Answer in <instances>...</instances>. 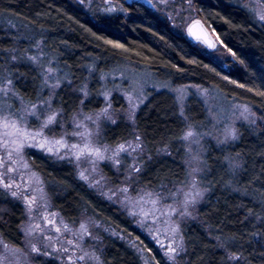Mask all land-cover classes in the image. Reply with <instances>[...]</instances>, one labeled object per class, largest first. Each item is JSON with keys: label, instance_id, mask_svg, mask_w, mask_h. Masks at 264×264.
<instances>
[{"label": "snow or ice", "instance_id": "snow-or-ice-1", "mask_svg": "<svg viewBox=\"0 0 264 264\" xmlns=\"http://www.w3.org/2000/svg\"><path fill=\"white\" fill-rule=\"evenodd\" d=\"M77 2L102 23L129 11L118 0ZM148 3L168 20L175 18L173 12L179 16L184 11H202L193 0H180L179 8L177 0ZM170 7L172 11H167ZM239 7L264 28V0H248ZM2 15L8 17L4 33L12 46L0 49V264H121L123 260L119 252L106 255L100 233L124 240L121 233L127 229L111 228L99 219L103 210L98 212L92 199L83 196H79L83 211L78 222L54 211L52 195L64 190L67 178L56 179L52 172L45 175L30 153L54 167L71 165V178L82 189L131 219L152 244L149 247L139 235L129 240L140 264H264V108L209 103L217 98L210 96L209 89L194 85L205 98V108L202 114L190 116L189 86L170 87L167 79L161 87L171 96L166 110L173 123L164 125L162 135L153 129L157 133L153 135L141 130L138 119L151 95L150 74L120 71L117 83L116 69L106 72L96 62L74 70L54 55L56 49L47 43L42 24L36 33L30 27L35 19L25 23L26 17L7 8ZM85 30L122 59H129L132 49L124 43ZM184 30L195 44L215 51L219 43L239 60L201 19L189 17ZM203 66L221 76L209 64ZM169 67L175 74L186 72L170 61L164 69ZM78 71L86 75L79 76ZM92 78L100 85L95 92L90 88ZM221 79L264 103V75L255 78L259 85L252 86L228 75ZM151 88L160 91L154 83ZM97 96L102 105L89 107ZM117 97L122 101L119 107L114 106ZM247 137L255 143L238 147ZM213 148L218 155H213ZM174 152L180 157L178 171L163 162L173 158L175 163ZM17 207L20 216L11 222L12 209ZM229 224L237 227L226 230Z\"/></svg>", "mask_w": 264, "mask_h": 264}, {"label": "trees", "instance_id": "trees-1", "mask_svg": "<svg viewBox=\"0 0 264 264\" xmlns=\"http://www.w3.org/2000/svg\"><path fill=\"white\" fill-rule=\"evenodd\" d=\"M118 2L122 3L129 11L113 14L108 22L102 23L94 18L91 12L82 10L77 0H0V49L12 46L10 37L4 33V29H8L9 26L6 22L8 17L2 13L7 8L9 12L15 13L19 17H26L25 23L28 19H35L36 24L30 25V27L36 33L40 31L42 24L47 43L56 49L54 55H60L61 60L67 61L74 70L78 65L96 62L106 72L111 69L120 72L121 68L127 65L149 71L160 82L171 79L170 86L200 85L202 88L209 89L211 94L225 104H253L264 108V103H261L259 97H255L254 94L248 93L246 90L237 89L234 85L221 79V76L228 75L232 79L249 83L252 86V84L259 85L260 80L255 78L264 75V28L255 22L250 13L241 10L239 6L242 3L239 0H194L195 8L202 9L197 13L199 19L209 28L215 29L224 45L232 48L239 57L238 60L232 56V60L228 61V68L220 66L182 33L174 31L165 15L141 2L126 0H118ZM37 13L40 15L37 16ZM225 20H229L231 23H225ZM86 28H91L97 32V35H105L124 43L126 47L132 49V52L127 54L129 59H122L120 55L111 50L110 46L97 41L91 33L85 30ZM153 33L156 34L153 35ZM161 36L164 37L163 40L160 39ZM137 52L140 53L139 56L135 55ZM145 57L147 59H144ZM188 59H194L198 63L187 64ZM240 60H243L244 63L241 64ZM169 61L184 67L186 72L175 74L170 67L165 70L164 65ZM204 64L216 68L221 76L209 72L203 66ZM21 70L26 71L27 69L22 68ZM169 71L173 73L170 78L167 75ZM116 74L114 73V75ZM77 75L84 76L86 72L78 71ZM117 83H119L118 78ZM99 87L96 79L92 78L90 88L93 92ZM149 92L151 93L149 100L138 114L140 127L141 130L153 135L157 134L153 132V129H158L159 134L162 135L164 125L173 123L170 113L166 110L171 102V96L167 90L154 91L150 88ZM225 95L228 97L227 101L222 99ZM114 96H116L115 93ZM102 103V98L97 96L89 107L100 106ZM120 103L122 101L117 97L114 100V106L119 107ZM187 107L190 116L202 114L205 108L203 101L194 92L188 98ZM198 118L203 119V116L199 115ZM238 127L241 125L239 124ZM212 143L214 144V142ZM254 143L253 137H247L238 147L243 148L245 145L251 146ZM218 154L213 148V155ZM30 155L41 165L45 175L52 172L56 179L67 178L64 190L52 195L53 207L66 220L79 221L80 213L83 211L79 196L92 199V202L97 206V211L103 210V215L99 219L110 224L111 228L116 231L127 229V232L121 233L125 236L124 240L101 231L103 244L106 246V255L110 257L119 252L123 257L121 264H124L125 261L128 264H140L134 255V249L129 247V240H134L139 235L141 239L145 240V243L149 244V247H152V244L135 227L130 218L122 214L116 206L109 207L106 202L101 203L98 198H93L87 190L82 189L79 183L71 178L70 174L73 171L71 165L64 164L54 167L38 154L30 153ZM173 156L175 163H173V158H165L163 162L173 171H178L180 157L175 152ZM104 171L115 179L108 168H104ZM4 206L11 207V205ZM12 213L11 222H15L20 216V208H13ZM88 214H92L91 210ZM236 227L234 224H229L226 230H235ZM128 233H131V236ZM201 235H203L202 232Z\"/></svg>", "mask_w": 264, "mask_h": 264}, {"label": "rangeland", "instance_id": "rangeland-1", "mask_svg": "<svg viewBox=\"0 0 264 264\" xmlns=\"http://www.w3.org/2000/svg\"><path fill=\"white\" fill-rule=\"evenodd\" d=\"M96 1H99V0H96ZM128 2H134V1H137V2H141V3H144L146 4L147 6H149L151 9H153L151 7V5L148 3V0H126ZM242 4H247L248 3V0H239ZM193 3H194V0H193ZM175 7L179 8L180 7V0H177V3L175 5ZM154 11H156L155 9H153ZM167 11H172V8L170 7L169 9H167ZM160 13V12H159ZM162 14V13H161ZM173 15H174V19L173 20H169L170 23H171V26L173 28L174 31L176 32H180L182 33L189 41H191V43H193L194 45L198 46L202 51L203 53H205L207 56L211 57L216 63H218L220 66L224 67V68H228L229 67V63L228 61L229 60H232V56L231 54H229L227 52V50L223 47V45H220L219 43L217 44V50L213 51L211 49H205L203 45H197L195 44L194 41H192L185 33V30H184V22L186 20L189 19V17L193 18V19H199L198 15H197V12L196 11H191V12H188V11H184L182 12L179 16L176 15L175 12H173ZM201 22H203L201 20ZM203 24L206 26L207 30L209 31V33L211 34V31L212 29L209 28L204 22ZM174 25H180V27H175ZM214 38V36H213ZM129 69H135L138 73L140 74H143V73H148L151 75L152 79L150 81V84H149V89L151 88V84H156L158 87H160V90H165L161 87V82L152 74L150 73L149 71L145 70V69H142V68H135V67H130V66H123L121 68L120 71H124L125 74L128 73ZM115 73H117L115 76L119 79V76H120V72L117 70ZM186 86H189V91L187 93L188 95V98L190 96V94L192 92L196 93V95L202 100L204 101V96L201 92H197L196 89L194 87H191L193 85H186ZM170 87H178V86H170ZM202 88V87H201ZM203 89V88H202ZM209 93H210V96H214L216 97L215 95L211 94L210 90H209ZM217 98V97H216ZM217 101L221 102V103H224L223 101H221L220 99L217 98L216 101H212L211 99H209V103H216ZM225 104V103H224ZM226 106L228 104H225ZM205 106V105H204ZM239 125V124H238ZM53 210L54 211H57L54 207H53ZM135 225V224H134ZM136 227V225H135Z\"/></svg>", "mask_w": 264, "mask_h": 264}, {"label": "water", "instance_id": "water-1", "mask_svg": "<svg viewBox=\"0 0 264 264\" xmlns=\"http://www.w3.org/2000/svg\"><path fill=\"white\" fill-rule=\"evenodd\" d=\"M203 23V22H202ZM206 27V26H205ZM207 29V28H206Z\"/></svg>", "mask_w": 264, "mask_h": 264}]
</instances>
